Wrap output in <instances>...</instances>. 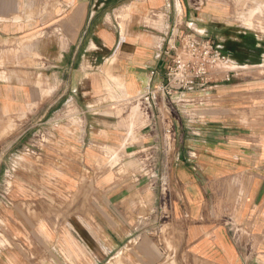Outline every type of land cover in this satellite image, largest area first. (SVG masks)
<instances>
[{
    "label": "crops",
    "instance_id": "obj_1",
    "mask_svg": "<svg viewBox=\"0 0 264 264\" xmlns=\"http://www.w3.org/2000/svg\"><path fill=\"white\" fill-rule=\"evenodd\" d=\"M220 1L0 0V264H264V34ZM186 36L229 64L149 101Z\"/></svg>",
    "mask_w": 264,
    "mask_h": 264
},
{
    "label": "built area",
    "instance_id": "obj_2",
    "mask_svg": "<svg viewBox=\"0 0 264 264\" xmlns=\"http://www.w3.org/2000/svg\"><path fill=\"white\" fill-rule=\"evenodd\" d=\"M230 56L221 52V47L210 38L199 42L190 36L183 39L182 52L175 54L165 67L163 82L147 88L146 98L151 102L162 97L166 100L182 92L192 91L197 86L209 84L219 67L229 64ZM234 71L225 72V80L235 75ZM145 105L144 111H147ZM168 133L170 131H167Z\"/></svg>",
    "mask_w": 264,
    "mask_h": 264
},
{
    "label": "rangeland",
    "instance_id": "obj_3",
    "mask_svg": "<svg viewBox=\"0 0 264 264\" xmlns=\"http://www.w3.org/2000/svg\"><path fill=\"white\" fill-rule=\"evenodd\" d=\"M220 2L226 3L227 7L231 8V11H229L230 15H228V19L232 23L238 25L242 29L264 34V0H221ZM198 6H200V1ZM50 32L51 31L48 23V17H42L41 26L38 29V32L36 33L34 38L47 37V35H49ZM221 52L225 54L222 51V48H221ZM33 134H34L33 129L31 128L27 129L26 132L27 138H32ZM15 135H17V132H14L12 134V136ZM11 141L12 139L8 140L7 144L1 146L0 151L5 150V152H8L10 154L9 157L15 160V157H17L15 154H17V151L21 152L22 149L21 147H17L16 144L14 145L11 144Z\"/></svg>",
    "mask_w": 264,
    "mask_h": 264
}]
</instances>
